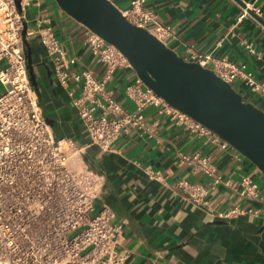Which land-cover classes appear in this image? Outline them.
I'll return each instance as SVG.
<instances>
[{
    "label": "crops",
    "instance_id": "1",
    "mask_svg": "<svg viewBox=\"0 0 264 264\" xmlns=\"http://www.w3.org/2000/svg\"><path fill=\"white\" fill-rule=\"evenodd\" d=\"M121 11L130 0H110ZM147 8L173 36L166 45L184 59L190 51L226 59L250 71L264 82V0H147ZM257 8L241 20L246 7ZM25 19L47 18L77 69H89L101 79L104 67L96 62L86 43L88 29L68 16L53 0H37L24 11ZM37 77V92L44 115L56 138L86 146L81 122L68 91L53 77L44 50L35 39L29 42ZM250 48L253 52L250 51ZM138 77L132 67L119 68L108 84L114 98L126 110L133 105L125 95L127 85ZM76 88V97L80 89ZM243 100L264 111V97L247 87H236ZM147 129L120 137L102 153L87 146V166L104 178L97 205H109L120 225L119 252L128 254L125 264H264V178L236 149L223 150L208 137L187 131L151 105L146 110ZM208 158L222 181L212 189L214 178L185 160ZM151 170L160 180L151 179ZM250 174L260 185L261 200L249 202L237 193L240 178ZM185 180L201 185L204 203L195 204L178 187ZM259 211L228 219L218 215L233 208Z\"/></svg>",
    "mask_w": 264,
    "mask_h": 264
},
{
    "label": "built area",
    "instance_id": "2",
    "mask_svg": "<svg viewBox=\"0 0 264 264\" xmlns=\"http://www.w3.org/2000/svg\"><path fill=\"white\" fill-rule=\"evenodd\" d=\"M35 2L0 0V64L6 63L0 69V84L4 87L0 95V264H125L128 254L118 250L122 228L114 223L113 208L105 204L96 211L104 178L87 166L83 158L86 147L95 146L105 153L120 137L133 130L144 132L146 110L153 105L176 124L208 137L219 148H235L170 106L139 77L125 88L133 105L132 110H126L108 89L119 68L131 67L126 57L88 30L86 43L96 62L104 67V74L98 79L92 70L79 71L76 58L64 50L49 19L37 18L35 28L29 29L24 11ZM146 5L147 0H130L122 13L131 24L166 44L173 36L171 29L162 25ZM251 12L260 13L256 7L247 6L239 19ZM32 39L44 50L55 82L61 87L73 83L68 95L82 124L86 146L56 138L45 117L29 76L26 43ZM185 60L212 70L236 91L238 85H243L264 97V82L257 81L244 65L193 50ZM76 86L80 89L78 97ZM185 160L214 178L212 189L221 183L208 158L193 156ZM147 173L151 179L160 180L157 173ZM178 187L195 204L204 203L207 191L201 185L180 180ZM237 193L249 202L261 200L260 185L250 174L240 178ZM258 213L236 207L217 218Z\"/></svg>",
    "mask_w": 264,
    "mask_h": 264
},
{
    "label": "water",
    "instance_id": "3",
    "mask_svg": "<svg viewBox=\"0 0 264 264\" xmlns=\"http://www.w3.org/2000/svg\"><path fill=\"white\" fill-rule=\"evenodd\" d=\"M53 1L72 19L117 47L146 87L219 135L264 178L263 110L244 101L212 70L186 61L146 29L131 24L110 0ZM26 48L29 76L37 88L29 43Z\"/></svg>",
    "mask_w": 264,
    "mask_h": 264
},
{
    "label": "rangeland",
    "instance_id": "4",
    "mask_svg": "<svg viewBox=\"0 0 264 264\" xmlns=\"http://www.w3.org/2000/svg\"><path fill=\"white\" fill-rule=\"evenodd\" d=\"M30 19H29V29H33V28H35V22H34L35 20H30ZM5 65H6V63H1L0 64V69L3 68V67H5ZM66 86L69 87L70 86V83H67ZM3 92H4V87L0 84V95ZM100 209H101V206H99V205L96 204V211H99Z\"/></svg>",
    "mask_w": 264,
    "mask_h": 264
}]
</instances>
